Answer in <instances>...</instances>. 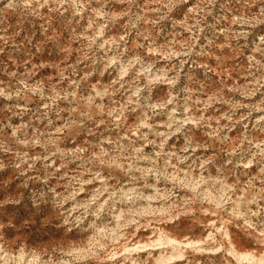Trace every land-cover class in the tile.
Listing matches in <instances>:
<instances>
[{
	"label": "rangeland",
	"instance_id": "rangeland-1",
	"mask_svg": "<svg viewBox=\"0 0 264 264\" xmlns=\"http://www.w3.org/2000/svg\"><path fill=\"white\" fill-rule=\"evenodd\" d=\"M0 264H264V0H0Z\"/></svg>",
	"mask_w": 264,
	"mask_h": 264
}]
</instances>
